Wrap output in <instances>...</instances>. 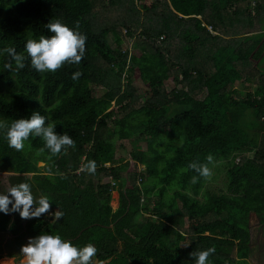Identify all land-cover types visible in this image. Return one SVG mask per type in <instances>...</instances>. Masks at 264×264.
Returning a JSON list of instances; mask_svg holds the SVG:
<instances>
[{
  "label": "trees",
  "instance_id": "1",
  "mask_svg": "<svg viewBox=\"0 0 264 264\" xmlns=\"http://www.w3.org/2000/svg\"><path fill=\"white\" fill-rule=\"evenodd\" d=\"M96 7L119 8V21H102ZM56 18L87 36L82 62L39 73L26 58L9 71L0 52V120L38 111L76 147L49 158L30 136L18 152L0 130V173L47 195L63 217L0 212V233L12 235L0 239V259L6 247L20 264L21 247L40 234L94 244L93 264H195L190 253L212 246L208 264L248 258L252 216L264 225V0H0V50L24 53ZM244 81L256 87L240 99ZM122 141L133 144L128 158L117 157ZM210 153L227 163L225 192L191 183L187 165ZM89 160L94 175L79 171Z\"/></svg>",
  "mask_w": 264,
  "mask_h": 264
},
{
  "label": "clouds",
  "instance_id": "2",
  "mask_svg": "<svg viewBox=\"0 0 264 264\" xmlns=\"http://www.w3.org/2000/svg\"><path fill=\"white\" fill-rule=\"evenodd\" d=\"M46 28L52 35H41L38 40L28 38L24 53H18L15 47L8 46L0 50L10 57L4 64L9 71H19L26 67V58H30L31 67L39 73H55L67 65H79L86 53L87 36L74 30L61 19H51ZM79 28V22L76 24ZM13 62L15 69H13ZM83 73L75 71L72 74L74 81L79 80ZM56 126L46 123V117L40 112H33L30 118H21L11 121L0 120V130L5 132L8 146L16 151H23L25 141L30 136L39 137L50 152V157L58 156L61 152L67 153L69 148H75L76 142L67 133L59 134ZM41 152L44 148L40 149ZM214 156L210 153L206 162L195 160L187 165V169L196 173L191 177V183L196 184L200 178L210 180L213 172L209 165L215 166ZM97 163L95 160L82 162L79 171L95 174ZM50 174V173H49ZM51 203L47 195L38 197L33 194L28 182L11 185L0 192V212L4 214L18 212L21 219L39 218L50 213ZM55 220L63 217L58 209L52 213ZM49 216V215H48ZM186 246V245H185ZM98 249L88 243L83 247L74 245L70 240L63 239L59 234H40L31 237L28 243L21 247L23 259L20 264H93V258ZM216 251L215 246L206 250L193 251L190 256L195 258V264H208L209 256ZM247 259V258H246ZM245 260V259H244Z\"/></svg>",
  "mask_w": 264,
  "mask_h": 264
},
{
  "label": "rangeland",
  "instance_id": "3",
  "mask_svg": "<svg viewBox=\"0 0 264 264\" xmlns=\"http://www.w3.org/2000/svg\"><path fill=\"white\" fill-rule=\"evenodd\" d=\"M96 12L98 13L99 19L106 22H114L117 23L119 21V17L121 15V10L119 8H114L113 10H109L106 8L96 7ZM122 34H125V31L122 30ZM124 45L131 46L133 43V40L131 39H125L124 38ZM254 81L249 82H241L238 87L239 97L240 99H244L246 97V93H249L251 88L253 87ZM168 87L170 90L175 88L176 84L174 81H168L167 82ZM255 84V83H254ZM256 85V84H255ZM136 88L139 90L140 94H142V97H147V87L142 81V79H138V81L135 83ZM96 95L101 96L103 94V89L101 87H98L95 89ZM206 96V93H200L198 94V99H203ZM120 147L117 149V157H124L128 158L129 152L133 147V144L128 141H122L118 144ZM253 154L250 153L248 156H252ZM238 161V160H237ZM40 166L44 165L43 162L39 163ZM212 168L213 175L210 180H206L207 187L210 190L220 192L226 191V176H225V170L227 167V163L225 161H218L215 163V166L211 165L209 166ZM8 177L9 175L6 173H0V182L2 183L3 188L6 190L7 187H9L8 183ZM119 197H117L116 191L112 193V201L111 206L115 209L118 206ZM250 233H251V244L252 249L250 256L245 260H239L238 264H264V225L259 221L258 216L253 215L250 221ZM12 237V235L9 232H2L0 233V239L2 240L3 245L5 246L6 241ZM27 244V243H25ZM187 243L185 242L184 245ZM7 248L4 247L2 250V257L0 259V264H16V257H10L7 256ZM23 259L21 256L20 262ZM108 264V262H107Z\"/></svg>",
  "mask_w": 264,
  "mask_h": 264
},
{
  "label": "crops",
  "instance_id": "4",
  "mask_svg": "<svg viewBox=\"0 0 264 264\" xmlns=\"http://www.w3.org/2000/svg\"><path fill=\"white\" fill-rule=\"evenodd\" d=\"M251 82H252V81H251ZM240 83H241V82H239V84H240ZM238 86H239V85H238ZM253 87H254V88H251L249 92H253V91L255 90L256 85L254 84V82H253Z\"/></svg>",
  "mask_w": 264,
  "mask_h": 264
},
{
  "label": "built area",
  "instance_id": "5",
  "mask_svg": "<svg viewBox=\"0 0 264 264\" xmlns=\"http://www.w3.org/2000/svg\"><path fill=\"white\" fill-rule=\"evenodd\" d=\"M262 97H258V99H261ZM264 98V95H263ZM49 216H52V212L48 213Z\"/></svg>",
  "mask_w": 264,
  "mask_h": 264
},
{
  "label": "water",
  "instance_id": "6",
  "mask_svg": "<svg viewBox=\"0 0 264 264\" xmlns=\"http://www.w3.org/2000/svg\"><path fill=\"white\" fill-rule=\"evenodd\" d=\"M9 175V174H8ZM10 175H12L11 173H10Z\"/></svg>",
  "mask_w": 264,
  "mask_h": 264
}]
</instances>
